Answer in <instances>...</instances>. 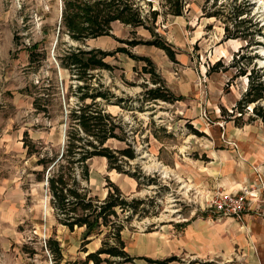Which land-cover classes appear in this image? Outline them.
Returning a JSON list of instances; mask_svg holds the SVG:
<instances>
[{
    "label": "rangeland",
    "instance_id": "rangeland-1",
    "mask_svg": "<svg viewBox=\"0 0 264 264\" xmlns=\"http://www.w3.org/2000/svg\"><path fill=\"white\" fill-rule=\"evenodd\" d=\"M137 1L147 13L149 0ZM251 1L254 3L252 15L264 23V0ZM185 2L183 15L173 17L164 14L158 1L153 0L152 10L157 9L159 15L155 22H147L148 29H132L115 22L111 36L89 40L83 45L62 37L56 45L60 0H0V264H14L15 258L23 256L31 261L25 260L22 264H52L51 257L41 251L44 241L52 235L59 242L65 260L84 257L79 251L81 231L77 228L69 231L55 222L45 186L35 181L32 174L38 169L34 164L36 159L26 157L22 142L27 133L43 151L51 152L52 147L63 144L64 115L57 108L52 113V95L48 98L51 99L48 114H36L31 96L20 91L31 83L39 82L43 87L52 84L53 70L60 89L74 85L68 72H58L54 60L68 46L79 45L111 54L105 60L110 70L95 71L94 75L97 82L117 97H134L142 91L143 84L153 86L150 76L144 73V67L148 66L140 60L142 57L152 62L165 87L182 97L172 104L151 105L154 110L144 113L107 106L109 113L128 123L134 132L138 157L130 163V170H136L137 164L145 175L156 177L159 184L138 189L128 175L109 171L104 158L95 157L88 162V187L100 199L106 195L108 181L130 198H156L159 206L151 212L160 208L159 214L142 220L135 218L126 228V234L152 232L160 224H173L176 228L198 214L199 199L192 186L183 178H166V173L176 172L180 169L176 167L188 160L207 161L206 145L214 144L210 128L220 142L218 147L225 145L222 141L227 137L226 126L242 128L255 123L264 128L259 119L247 122L253 116L252 106L241 117L233 110L247 88V79L235 77V69L229 66L244 43L222 41L221 23L202 16L205 0ZM257 38L262 45L250 55L256 56L253 64L264 68V39ZM153 39H162L171 45L176 63L163 51L144 44ZM32 45H35L33 63L29 56ZM244 53L240 52L239 56ZM70 98V101L75 99ZM235 119L239 124H235ZM191 127L199 134L192 133ZM108 144L114 149L124 147L119 141ZM23 245L35 251L32 257L23 252ZM137 263L147 264L144 260ZM166 264L183 262L177 258Z\"/></svg>",
    "mask_w": 264,
    "mask_h": 264
},
{
    "label": "trees",
    "instance_id": "trees-1",
    "mask_svg": "<svg viewBox=\"0 0 264 264\" xmlns=\"http://www.w3.org/2000/svg\"><path fill=\"white\" fill-rule=\"evenodd\" d=\"M163 13L180 17L185 11V0H157ZM61 17L58 26L56 45L62 37L79 45L86 41L111 36L112 24L118 22L132 29L139 27L148 29L147 22H155L159 11L152 10L153 0L146 5L149 11L145 13L137 0H60ZM254 3L251 0H205L202 6V16L218 20L222 25V41L239 40L244 43L240 51L234 55L230 68L235 69V77H245L247 88L238 100L233 110L240 114L251 108L247 122L259 119L264 123V68L253 64L255 55H250L264 39V23L252 15ZM154 37V35H152ZM67 45L68 42H63ZM144 44L154 46L164 52L167 58L176 63L175 54L169 43L162 39H153ZM68 46L54 57L58 72H68L74 85H65L60 89L56 71L53 70L52 84L47 87L30 84L21 93L32 98L34 113L48 114L51 103L54 109L64 115V138L60 147H52L51 152L33 142L24 133L22 142L26 157H35L37 170L32 171L35 181L44 184L48 196V205L58 225L69 231L82 229L79 251L83 258L65 260L59 242L55 237L44 241L41 251L48 252L52 264H135L136 260H144L147 264H166L177 260L170 257L165 260H150L131 257L127 251L122 232L133 220L159 214L151 212L159 205L156 198H130L125 196L114 183L108 181L106 195L103 199L94 195L88 187V162L101 157L106 160L107 169L123 173L132 178L137 188L158 185L156 177L145 175L135 164L138 153L135 141L128 123L121 121L107 111V106H117L125 112L153 111L151 105L159 102L172 104L180 101L167 87L156 72L152 62L142 57L147 63L144 73L150 76L152 87L143 84L142 91L134 97H117L101 82H97L95 71L110 70L105 61L110 53L98 49H85L81 46ZM35 45L29 48L31 63L35 62ZM124 52V51H122ZM240 52H245L239 56ZM62 92V95H61ZM42 96H39L41 95ZM74 96V101H70ZM152 116V115H151ZM54 118L52 114V119ZM235 124L239 122L234 120ZM241 124V123H240ZM142 132V131H141ZM191 132L199 134L191 127ZM147 139V138H146ZM145 139V140H146ZM110 141H119L123 148L114 149ZM165 189V188H163ZM159 193H156L158 195ZM94 239L100 240V246L93 252H88L86 246ZM22 250L32 257L34 250L23 245Z\"/></svg>",
    "mask_w": 264,
    "mask_h": 264
},
{
    "label": "crops",
    "instance_id": "crops-1",
    "mask_svg": "<svg viewBox=\"0 0 264 264\" xmlns=\"http://www.w3.org/2000/svg\"><path fill=\"white\" fill-rule=\"evenodd\" d=\"M210 131L214 144L206 145L207 161L188 160L176 172L166 173V178H183L192 186L199 199L198 214L176 228L160 224L152 232L132 234H126L125 228L122 238L131 257L174 256L183 264H264V128L255 123L226 126L223 147H218L217 135ZM243 188L253 196L240 220L222 216L209 206L215 191L238 193ZM99 246L100 240L94 239L87 250L93 252ZM24 257L15 258L14 264L31 261Z\"/></svg>",
    "mask_w": 264,
    "mask_h": 264
},
{
    "label": "built area",
    "instance_id": "built-area-1",
    "mask_svg": "<svg viewBox=\"0 0 264 264\" xmlns=\"http://www.w3.org/2000/svg\"><path fill=\"white\" fill-rule=\"evenodd\" d=\"M252 196V192L245 188L238 193L217 190L209 199V206L222 216L240 220L247 209L249 197Z\"/></svg>",
    "mask_w": 264,
    "mask_h": 264
},
{
    "label": "water",
    "instance_id": "water-1",
    "mask_svg": "<svg viewBox=\"0 0 264 264\" xmlns=\"http://www.w3.org/2000/svg\"><path fill=\"white\" fill-rule=\"evenodd\" d=\"M60 17H61V12H60ZM264 56V54H262Z\"/></svg>",
    "mask_w": 264,
    "mask_h": 264
}]
</instances>
